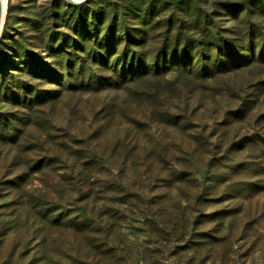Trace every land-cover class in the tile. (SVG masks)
Returning <instances> with one entry per match:
<instances>
[{
	"label": "rangeland",
	"instance_id": "rangeland-1",
	"mask_svg": "<svg viewBox=\"0 0 264 264\" xmlns=\"http://www.w3.org/2000/svg\"><path fill=\"white\" fill-rule=\"evenodd\" d=\"M196 1L204 15L217 8L210 26L232 38V56L247 55L241 64L123 83L121 66L110 70L109 54L96 64L93 36L83 38L90 10L81 23L66 0H7L0 264H264V62L247 61L259 45L239 47L243 20L224 8L238 0ZM160 15L150 47L163 38ZM252 20L264 30L263 14Z\"/></svg>",
	"mask_w": 264,
	"mask_h": 264
},
{
	"label": "trees",
	"instance_id": "trees-1",
	"mask_svg": "<svg viewBox=\"0 0 264 264\" xmlns=\"http://www.w3.org/2000/svg\"><path fill=\"white\" fill-rule=\"evenodd\" d=\"M143 1L137 0L139 7H133L134 3L127 0L125 6L117 8L110 7L108 2H104L105 5L101 6L99 2L96 3L95 8H85L86 10L82 9V4H67L70 9L79 11L76 20L81 23H86L90 10V19L87 20V23L92 27L89 28L90 31L85 30L88 34H84L83 38H87L88 35L93 36V43L89 44L90 41H86V43L89 44L87 46L94 54L96 64L106 62L109 54L112 57L110 64L113 66L110 70L116 72L117 67L121 66L122 75L120 78H124L123 83L173 71L181 73L199 71L203 72L200 74L206 75L234 64L240 65L242 59L247 56L244 54L232 56L236 51L231 45L232 38L222 36L218 31L220 26H210V23H214L210 14L217 8L214 7L213 10L207 11L209 15H204L200 12L202 8L196 0H149L148 2L145 0L147 3ZM224 6L233 16L241 15L240 18L243 20V32L240 38L242 43L239 47L243 51L247 49L251 52L254 45L260 47L258 57L256 58V53L252 52L247 61L264 62V30L257 21L252 20L253 15H264V0L228 1L224 3ZM135 8H139L141 14H137ZM125 10L131 12L133 14L131 16L138 20L134 27L128 26L129 20L126 16L128 13ZM157 14H161L160 17L165 18V31L159 46L150 47L146 37L147 34L153 32V28L157 27L155 25ZM211 27L216 31L213 32ZM198 30L200 35L196 33ZM172 31L174 34L170 35ZM99 34L103 35L102 39H98ZM113 36L115 40L113 43H109V39H112ZM64 42L63 39V44ZM94 45L100 46L103 53L93 48ZM115 48L120 52H113ZM222 56L226 58L224 59ZM22 84L23 82H18L16 88L22 89ZM3 85L4 83L0 81V92L3 88L6 93L7 87L5 88ZM20 94L13 93V98L19 99V101L25 100L26 103L31 101L30 95ZM3 128L11 129L9 123L7 125L5 123ZM191 176L192 174H187L186 171H178V173L173 171L170 178L173 181L178 179V181L187 183L196 180L200 184L198 177L193 179V176L191 179Z\"/></svg>",
	"mask_w": 264,
	"mask_h": 264
},
{
	"label": "water",
	"instance_id": "water-1",
	"mask_svg": "<svg viewBox=\"0 0 264 264\" xmlns=\"http://www.w3.org/2000/svg\"><path fill=\"white\" fill-rule=\"evenodd\" d=\"M66 1L69 2L70 4L78 5V4L82 3L84 0H66ZM2 13H3L2 0H0V34L2 31V26H3Z\"/></svg>",
	"mask_w": 264,
	"mask_h": 264
},
{
	"label": "bare ground",
	"instance_id": "bare-ground-1",
	"mask_svg": "<svg viewBox=\"0 0 264 264\" xmlns=\"http://www.w3.org/2000/svg\"><path fill=\"white\" fill-rule=\"evenodd\" d=\"M6 2L7 0H2V7H3V13H2V23L4 22V14L6 13L5 10H6Z\"/></svg>",
	"mask_w": 264,
	"mask_h": 264
}]
</instances>
